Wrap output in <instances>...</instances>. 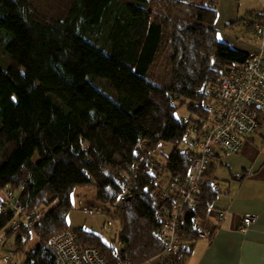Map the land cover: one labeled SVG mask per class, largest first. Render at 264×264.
<instances>
[{"label": "trees", "instance_id": "obj_1", "mask_svg": "<svg viewBox=\"0 0 264 264\" xmlns=\"http://www.w3.org/2000/svg\"><path fill=\"white\" fill-rule=\"evenodd\" d=\"M193 1L164 0L153 10L152 0H66L60 16L49 17L34 0H0L8 60L0 66V248L19 264H57L48 242L65 230L113 264L116 246L67 226L72 193L87 186L119 223L112 243L122 258L138 264L160 255L156 200L191 164L178 150L188 147L182 117L199 127L208 120L205 103L221 77L249 57L218 40L215 5ZM255 16L264 21L263 11ZM160 144L173 148L164 166L151 157ZM210 162L197 208L179 217V252L159 264H186L218 194ZM125 172L129 194L120 203ZM4 192L33 214L28 222L3 205ZM32 237L36 246L26 251Z\"/></svg>", "mask_w": 264, "mask_h": 264}, {"label": "built area", "instance_id": "obj_2", "mask_svg": "<svg viewBox=\"0 0 264 264\" xmlns=\"http://www.w3.org/2000/svg\"><path fill=\"white\" fill-rule=\"evenodd\" d=\"M262 11L264 13V5ZM253 28L258 39V50L250 55L244 64L221 77L205 103L209 119H202L199 127L198 124L190 123L186 116L182 117L183 124H188L186 138L188 147L184 154L191 160V164L185 180L180 182L175 178L167 181L156 200L155 219L160 225L156 234L162 244V251L155 258L176 255L179 252L181 245L177 235L179 217L183 211H194L197 208L199 184L206 172L213 149L217 147L226 154H236L248 136L255 134L259 128H264V21L256 22ZM153 164L151 163V166ZM137 169V166L132 167L133 171ZM122 178L124 186L119 197L120 203L125 201L130 186L129 173H123ZM1 200L7 208L22 215L24 222H28L33 216L23 211L18 199L11 192L2 193ZM96 213L92 209L87 210L90 216ZM224 215V211H216L214 218L220 222ZM255 222L256 217L244 215L240 219L241 233H245ZM19 227L18 222H12L14 231ZM196 232L198 239H210L214 227L206 221L196 228ZM48 246L57 264H108L96 249L79 247L76 237L68 230L53 236ZM120 248L111 251L113 264H136L122 258ZM150 261L138 264H148ZM2 263L19 264L14 253H8L3 257Z\"/></svg>", "mask_w": 264, "mask_h": 264}, {"label": "crops", "instance_id": "obj_3", "mask_svg": "<svg viewBox=\"0 0 264 264\" xmlns=\"http://www.w3.org/2000/svg\"><path fill=\"white\" fill-rule=\"evenodd\" d=\"M200 1L216 7L214 27L219 41L249 56L258 50V39L251 29L260 13L258 0ZM259 129L262 131L244 140L238 153L230 154L234 156L223 157L226 153L213 149L212 182L218 194L206 221L214 232L210 239L194 243L186 264H264V129ZM218 167H226L228 172L222 191L214 182ZM216 211L225 212L220 222L214 218ZM244 215L256 217V222L241 233Z\"/></svg>", "mask_w": 264, "mask_h": 264}, {"label": "rangeland", "instance_id": "obj_4", "mask_svg": "<svg viewBox=\"0 0 264 264\" xmlns=\"http://www.w3.org/2000/svg\"><path fill=\"white\" fill-rule=\"evenodd\" d=\"M164 0H152V9L157 10L161 8V4ZM194 3H200V0H194ZM205 3V2H204ZM259 9L257 11H262V6L264 5V0L261 2L258 0ZM263 3V4H262ZM34 4L36 8L45 16H60L62 7L65 6L66 0H34ZM244 13L242 14L243 17ZM241 17V16H240ZM243 27V25H242ZM163 55L159 54L157 58L156 66L153 68L152 72L154 73L158 70V63L162 61ZM8 60L3 55L0 50V66H6ZM157 67V69H156ZM186 114V110L184 108L179 109L176 112V117H180ZM264 129V128H263ZM262 131V129H258L257 133ZM186 144H182L178 147L179 151H184L187 147ZM172 147L167 144H160L159 147L151 153V157L155 163L160 166H164L166 163V157L172 151ZM234 156L230 154H223L224 156ZM228 176L227 168L225 167H218L215 171V179L214 182L216 183L217 187L220 190H223V187L226 184L223 182ZM96 192L95 188L92 186L87 187H77L71 196L72 202V209L68 212L66 222L69 229H83L92 233H95L101 236L103 242L112 246H116L115 248H119L120 245L117 243H112L111 241L116 239L117 234L120 230L119 223L117 221L110 220L106 217L105 213L103 212V205L97 202L96 200ZM93 210L96 214L90 216L87 214V210ZM37 240L35 237H32L30 243L26 247V251L33 249L36 246ZM2 249L0 248V264L2 263V258L7 256L6 253L9 249ZM107 256V254H106ZM162 257V256H160ZM161 258H155L151 260L148 264H159Z\"/></svg>", "mask_w": 264, "mask_h": 264}]
</instances>
